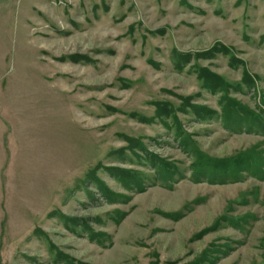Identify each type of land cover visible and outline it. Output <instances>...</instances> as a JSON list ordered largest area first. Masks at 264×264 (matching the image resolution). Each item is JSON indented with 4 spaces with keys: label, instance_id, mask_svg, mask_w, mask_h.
Returning <instances> with one entry per match:
<instances>
[{
    "label": "rangeland",
    "instance_id": "374dc122",
    "mask_svg": "<svg viewBox=\"0 0 264 264\" xmlns=\"http://www.w3.org/2000/svg\"><path fill=\"white\" fill-rule=\"evenodd\" d=\"M0 264H264V0H0Z\"/></svg>",
    "mask_w": 264,
    "mask_h": 264
},
{
    "label": "trees",
    "instance_id": "16d2710c",
    "mask_svg": "<svg viewBox=\"0 0 264 264\" xmlns=\"http://www.w3.org/2000/svg\"><path fill=\"white\" fill-rule=\"evenodd\" d=\"M201 79L206 83L207 82V77L206 75H203L202 76L200 75ZM199 77V78H200ZM207 84V83H206ZM205 84V85H206ZM208 85V84H207ZM206 85V86H207ZM223 99V102H221V111L223 112L224 114V118L227 119L228 121L229 120H233L235 118H239V117H236L235 116V112L237 111V113H239V115L241 116V118L243 119H240V120H248V117L252 116L251 113H249L247 116L245 115L244 116V113H247V110L246 108H243L240 104H238L236 101H234L233 99H229L227 97H224L222 98ZM238 108V109H237ZM206 111V112H209L208 110L206 109H200L198 112H202V111ZM212 112V111H211ZM255 116L256 118V115H253ZM254 118V117H253ZM254 118V119H255ZM258 120H260V118H258ZM201 156V155H200Z\"/></svg>",
    "mask_w": 264,
    "mask_h": 264
}]
</instances>
